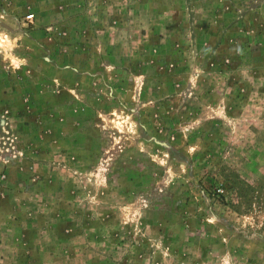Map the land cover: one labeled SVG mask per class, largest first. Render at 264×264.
Wrapping results in <instances>:
<instances>
[{
	"label": "rangeland",
	"instance_id": "rangeland-1",
	"mask_svg": "<svg viewBox=\"0 0 264 264\" xmlns=\"http://www.w3.org/2000/svg\"><path fill=\"white\" fill-rule=\"evenodd\" d=\"M0 264H264V0H0Z\"/></svg>",
	"mask_w": 264,
	"mask_h": 264
}]
</instances>
